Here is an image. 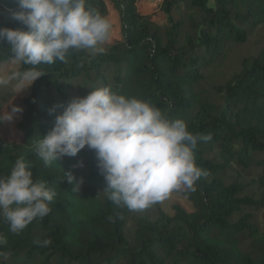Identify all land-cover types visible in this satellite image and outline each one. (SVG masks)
I'll list each match as a JSON object with an SVG mask.
<instances>
[{
	"label": "trees",
	"instance_id": "16d2710c",
	"mask_svg": "<svg viewBox=\"0 0 264 264\" xmlns=\"http://www.w3.org/2000/svg\"><path fill=\"white\" fill-rule=\"evenodd\" d=\"M110 2L121 38L104 46V54L73 50L65 62L36 67L21 62L20 75H44L21 99L22 137L9 139L0 131V175L22 157L34 179L56 196L50 213L19 234L0 218V235L7 239L0 252L8 254L0 264H264V230L252 212L243 211L264 205L263 195L247 193L250 184L264 188V45L243 56L241 68L223 82H208L206 73L232 44L264 29V0H164L165 25L140 12L138 0ZM0 3L17 7L16 0ZM180 3L186 11L176 19L170 12ZM87 6L109 14L107 0H87ZM0 27L26 28L13 18L0 19ZM13 58L7 42H0V66ZM75 83L81 97L108 87L150 102L170 119H184L193 134H212L194 150L207 175L196 182V191H183L192 210L175 204L168 213L156 205L151 214L115 205L103 191L107 185L95 151L87 147L44 165L35 146L54 126L61 106L75 98ZM69 172L83 178L78 192L66 179ZM242 174L251 180L244 182ZM44 239L51 243H36Z\"/></svg>",
	"mask_w": 264,
	"mask_h": 264
},
{
	"label": "clouds",
	"instance_id": "9594fccd",
	"mask_svg": "<svg viewBox=\"0 0 264 264\" xmlns=\"http://www.w3.org/2000/svg\"><path fill=\"white\" fill-rule=\"evenodd\" d=\"M16 5L11 15L26 28L0 27V42H7L17 61L36 67L65 62L73 50L93 56L106 52L102 45L110 39L111 22L87 0H16ZM42 75L28 74L31 83ZM61 107L54 126L37 142L36 156L47 167L85 147L94 150L107 185L103 191L119 207L142 211L174 191H196V182L207 175L197 166L194 150L212 134H193L184 119H170L148 101L96 87ZM20 110L13 107L12 112ZM55 111V106L50 109ZM66 179L74 192L80 190L82 177L69 172ZM55 196L45 182L34 179L32 165L18 158L9 174L0 175V218L19 234L50 213ZM36 243L48 246L51 240ZM6 244L0 235V247ZM0 258L6 261L8 254L0 252Z\"/></svg>",
	"mask_w": 264,
	"mask_h": 264
},
{
	"label": "rangeland",
	"instance_id": "374dc122",
	"mask_svg": "<svg viewBox=\"0 0 264 264\" xmlns=\"http://www.w3.org/2000/svg\"><path fill=\"white\" fill-rule=\"evenodd\" d=\"M164 0H138V9L144 14H149L151 18L158 24L165 25L168 22V15L163 10ZM110 9L107 19L111 22L110 39L102 45L108 46L121 38L120 20L117 11L113 8L112 2L109 1ZM15 9L5 7L0 3V19L13 18L11 13ZM186 11L185 3H180L179 6L172 8L170 14L178 19ZM264 45V29L258 28L255 30L249 39L243 43L232 44L221 62L211 67L206 71L208 82L219 83L227 80L234 72L241 68V60L245 55L256 54ZM21 61H17L15 57L9 61L2 63L0 66V131L2 136L9 139H20L22 134L17 128V122L21 118V110L12 112L13 107L21 109V99L29 95L34 87L35 81L31 83L28 73L20 75L19 67ZM31 83V84H30ZM30 84V85H29ZM72 92L75 98L82 96V87L75 83ZM11 113V119H6ZM241 179L250 181L251 178L242 174ZM184 190H177L162 202L150 206L141 213L149 212L153 214L156 205L161 206L168 213L174 212V205L180 204L188 210L193 209L192 202L183 194ZM248 194H255L259 198L264 196V188L258 187L255 184H250L247 188ZM243 211L252 212L256 223L264 230V205L258 207L250 205L244 208ZM131 221V219H130Z\"/></svg>",
	"mask_w": 264,
	"mask_h": 264
},
{
	"label": "crops",
	"instance_id": "0c3cea01",
	"mask_svg": "<svg viewBox=\"0 0 264 264\" xmlns=\"http://www.w3.org/2000/svg\"><path fill=\"white\" fill-rule=\"evenodd\" d=\"M109 1H110V0H107V2H108V6H109V9H110V4H109ZM113 8H114V6H113Z\"/></svg>",
	"mask_w": 264,
	"mask_h": 264
}]
</instances>
